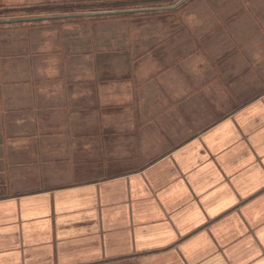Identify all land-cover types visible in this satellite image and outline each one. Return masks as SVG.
Instances as JSON below:
<instances>
[{
  "label": "crops",
  "instance_id": "crops-1",
  "mask_svg": "<svg viewBox=\"0 0 264 264\" xmlns=\"http://www.w3.org/2000/svg\"><path fill=\"white\" fill-rule=\"evenodd\" d=\"M219 1L132 30L123 77L63 47L95 16L0 31V264H264V0Z\"/></svg>",
  "mask_w": 264,
  "mask_h": 264
},
{
  "label": "rangeland",
  "instance_id": "rangeland-1",
  "mask_svg": "<svg viewBox=\"0 0 264 264\" xmlns=\"http://www.w3.org/2000/svg\"><path fill=\"white\" fill-rule=\"evenodd\" d=\"M104 1V0H103ZM106 1V0H105ZM113 1L119 0H107L106 5H110ZM140 3L139 8H159L161 6H176L182 0H170L168 3H162L164 0H135ZM264 4V1H262ZM221 2L214 3L213 0H188L179 7L170 9V11L163 13L162 16L157 15H146L147 13H141L142 11L130 12L129 14H100L93 16L92 19H85L84 29L82 31V38L75 44L65 43L63 47L66 52H75L74 48H82L87 54L86 59H91L92 65L90 68L97 67L99 70L102 68V60H106L112 64L107 67L106 73L113 76H126L129 75V57L132 51H129V43H136L139 40L136 36H132V30H141L142 28L159 27L163 20L167 23H173L175 17L178 20L181 19L182 25L185 27L190 26H210V19L212 13L219 11L218 6ZM248 4V3H247ZM38 2L33 0H0V15L10 16L16 15L13 18H28V17H44L42 9ZM23 7H28L22 9ZM138 8V9H139ZM221 8L220 10H222ZM104 12V11H101ZM23 14V15H22ZM62 15V14H58ZM91 17V16H90ZM9 18V19H13ZM6 19V18H1ZM68 22L66 19H45L37 21H24V22H13V23H0V31H10L23 33L29 38H34L35 35L40 37L45 34L47 28H54L55 32L49 30L50 35H57L60 37L62 29L59 24L65 25ZM4 28V29H1ZM133 39V40H132ZM60 40V38H58ZM61 41V40H60ZM142 40H140L141 43ZM29 45V44H28ZM27 51L23 50L22 54H26ZM264 82V81H263ZM261 80H254L252 93L248 96L245 102L258 97L264 93V83ZM126 92V91H125ZM126 93H129V89ZM102 112L106 108L100 109ZM100 110L97 112L99 113ZM222 111H219L221 113ZM100 114V113H99ZM204 117L205 112L199 114ZM221 117V114H220ZM87 119V118H86ZM94 120V119H92ZM101 122V120L99 121ZM111 123L117 124V120H112ZM126 127L129 128V120L127 119ZM93 128V126H92ZM91 134L90 131L86 132ZM106 132L99 131V135H104ZM126 141V138H123ZM123 167L125 164H116L114 167ZM105 171V164H102Z\"/></svg>",
  "mask_w": 264,
  "mask_h": 264
},
{
  "label": "trees",
  "instance_id": "trees-1",
  "mask_svg": "<svg viewBox=\"0 0 264 264\" xmlns=\"http://www.w3.org/2000/svg\"><path fill=\"white\" fill-rule=\"evenodd\" d=\"M161 1V0H160ZM170 0H164L162 3H168ZM108 2L107 1H102V2H93L91 4H87V5H79L75 8L70 9L71 7H65L62 8V6L57 7H51V6H47V7H43L40 8L42 9V13H55L58 11H62V12H66V11H85V12H89V11H93V12H100V11H110V10H133V9H138L140 6V3L138 1H113L110 3V5H106ZM161 7H165V6H161ZM25 9V8H22ZM57 9V10H56ZM61 9V10H58ZM170 11V9L168 10H162V11H158V10H153V11H142L141 13H147L146 15H154L156 13L159 12H168ZM138 12V11H137ZM130 12L127 13H122V14H129ZM23 15V14H22ZM16 15H10V17H15ZM8 16H3L0 15V18H6ZM2 20V19H0Z\"/></svg>",
  "mask_w": 264,
  "mask_h": 264
},
{
  "label": "water",
  "instance_id": "water-1",
  "mask_svg": "<svg viewBox=\"0 0 264 264\" xmlns=\"http://www.w3.org/2000/svg\"><path fill=\"white\" fill-rule=\"evenodd\" d=\"M188 0H182L176 6H165L159 8H142V9H133V10H111V11H104V12H86V13H77V14H64V15H51V16H44V17H28V18H13V19H2L0 23H13V22H24V21H37V20H44L45 19H59V18H67V17H79V16H97L102 14H118V13H127V12H136V11H149V10H168L174 9L179 7L183 3L187 2Z\"/></svg>",
  "mask_w": 264,
  "mask_h": 264
}]
</instances>
